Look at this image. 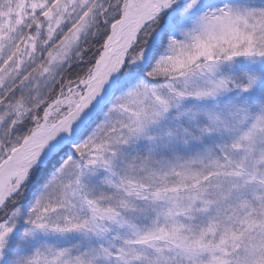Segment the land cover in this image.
Masks as SVG:
<instances>
[{
    "label": "snow or ice",
    "instance_id": "6c2138e0",
    "mask_svg": "<svg viewBox=\"0 0 264 264\" xmlns=\"http://www.w3.org/2000/svg\"><path fill=\"white\" fill-rule=\"evenodd\" d=\"M0 264H264V0H0Z\"/></svg>",
    "mask_w": 264,
    "mask_h": 264
}]
</instances>
